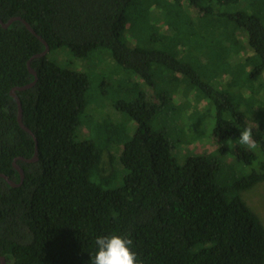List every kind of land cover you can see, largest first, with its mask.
Instances as JSON below:
<instances>
[{
  "label": "trees",
  "instance_id": "obj_1",
  "mask_svg": "<svg viewBox=\"0 0 264 264\" xmlns=\"http://www.w3.org/2000/svg\"><path fill=\"white\" fill-rule=\"evenodd\" d=\"M169 1L163 8L165 0H0L2 22L25 20L48 46L30 61L36 83L15 92L36 141L37 159L28 163L22 159L33 157L35 141L18 125L10 91L33 81L26 64L44 45L20 21L0 26V174L18 183L14 165L23 171L18 187L0 178L5 264H91L96 238L111 235L131 238L142 264H264V225L242 198L264 183V0ZM161 25L187 27L188 37L170 44ZM241 44L252 55L240 69L231 58ZM58 49L76 58L106 53L140 81L137 90L110 84L119 93L113 108L133 132L102 139L90 125L89 77L72 62L48 59ZM221 76L230 81L216 87ZM188 92L204 104L189 122L201 123L213 149L206 154L186 150L166 129L165 115L183 125L174 99ZM245 127L257 149L239 144ZM116 142L123 183L110 188L116 169L99 170Z\"/></svg>",
  "mask_w": 264,
  "mask_h": 264
},
{
  "label": "rangeland",
  "instance_id": "obj_2",
  "mask_svg": "<svg viewBox=\"0 0 264 264\" xmlns=\"http://www.w3.org/2000/svg\"><path fill=\"white\" fill-rule=\"evenodd\" d=\"M166 2L162 3V7H170L171 3L169 0H165ZM172 7V6H171ZM181 7H183L181 5ZM172 9V8H170ZM178 13L181 12L183 15L184 12L182 9L177 11ZM159 15V14H158ZM160 16V15H159ZM159 34L162 38L167 40L170 44L175 42H184L185 38L188 37V28L182 27L178 32L175 29H167L165 26L161 25L157 28ZM196 30V28H194ZM212 41V39L207 40V44ZM195 43V38H189V43ZM212 47H215V44H211ZM225 54V53H224ZM250 53L244 44H241V50L234 55V58H231L234 61V65L240 64V69L244 66L242 65L243 58L251 56ZM48 59L57 60V61H67L68 63L72 62V65L75 66V69L79 70L80 72L85 73L89 77L91 90H94V98L92 100L93 106L95 111L93 113V109L89 112V109L84 113L85 116L89 117L93 113L92 121L90 125L98 126L104 133L102 134V139L105 138L108 134L112 135V132L116 130H127L133 132L136 128L135 125H132L131 122L120 113L116 112L113 108V104L119 99V93L117 90H112L110 84L121 86V88H133L135 90L138 89V82L125 74L121 73L113 63L108 60L109 55L106 53H96L91 54L87 57L83 58H76L71 56L70 53L64 49H58L55 51H51L47 54ZM224 58V56H223ZM111 59V58H110ZM64 63V62H63ZM202 74L204 72H209L208 69L205 67H201L199 70ZM238 72V70H237ZM238 76V75H237ZM230 81L228 76H221L215 80V86L220 87L222 85L227 84ZM236 83V80H235ZM240 86V85H237ZM236 87V86H235ZM221 88V87H220ZM238 88V87H236ZM101 90H105V96H101ZM230 94L229 91L226 92ZM193 92H188L186 95L178 96L174 99V105L180 109L178 113V120L180 124L177 125L176 123L172 122L171 118H167L165 115V124L168 126L166 128L164 122L162 123V127H165L171 132V135L174 138L181 139L180 144L186 150L193 149L194 151L200 154H206L212 151V147L210 142L205 138L206 134L204 133V129L201 127V123L192 124L189 121L192 117L197 114L200 117V114L203 112L204 104L202 102H197L198 100H194ZM244 97H247V94H244ZM196 99V96H195ZM152 102H150L151 104ZM205 103V102H204ZM150 104L143 103L142 107L146 111H151ZM206 104V103H205ZM152 105V104H151ZM242 107V105H241ZM193 115L191 116V113ZM170 116V113H169ZM171 117V116H170ZM156 120H162L159 115ZM155 122V121H154ZM190 124V125H188ZM198 125V126H197ZM89 127V126H88ZM172 129V130H171ZM175 129V130H174ZM209 130V129H208ZM85 131V128H83ZM124 132V131H123ZM127 134V132H124ZM87 135L88 134H83ZM92 135V134H89ZM94 140V135L91 136ZM84 138V137H82ZM79 139V137H78ZM119 143L116 142L114 144L113 149L109 150V152L104 151L102 154V160L100 164V175L102 176H109L115 170V177L112 179V182L109 183L110 188H117L120 187L123 183V169L119 162V152L121 150V145H117ZM178 145L177 148H180L181 145ZM185 150V151H186ZM114 154V156H113ZM115 163V164H114ZM243 200L246 204L257 214L264 225V183L255 186L253 189L249 191H245L242 195Z\"/></svg>",
  "mask_w": 264,
  "mask_h": 264
},
{
  "label": "clouds",
  "instance_id": "obj_3",
  "mask_svg": "<svg viewBox=\"0 0 264 264\" xmlns=\"http://www.w3.org/2000/svg\"><path fill=\"white\" fill-rule=\"evenodd\" d=\"M239 144L246 146L249 151L258 148L251 127H245L239 133ZM95 244L97 251L91 257V264H142L138 262L137 254L131 250L133 244L131 238H122L118 235L98 236Z\"/></svg>",
  "mask_w": 264,
  "mask_h": 264
},
{
  "label": "water",
  "instance_id": "obj_4",
  "mask_svg": "<svg viewBox=\"0 0 264 264\" xmlns=\"http://www.w3.org/2000/svg\"><path fill=\"white\" fill-rule=\"evenodd\" d=\"M14 21H20V22H22L23 25L26 27V29H27L31 34H33L34 36H36V38H37L38 40H40V41L43 43V45H44V50H43L40 54H36V55L32 56V57L28 60V62H27V64H26L29 73L32 74V76H33V78H34L33 81L30 82V83H28V84H26V85H23V86L14 87V88L10 91V96L14 99V101L16 102V106H17V117H16L17 123H18V125H19L23 130H25L27 133H29V134L33 137V139H34V141H35V138H34V136L32 135V133L30 132V130H28V129L23 125V122H22V110H21V104H20V100H19V98L16 96L15 92H16V91H24V90H26V89H29V88H31V87L36 83V81H37V74H36V72H35L34 70H32V68L30 67V61H31L32 59H34V58L44 56V55L48 52V46H47V44L41 39L40 36L36 35V33H35L34 30L29 26V24H28L25 20H23V19H21V18H19V17H12V18H10L7 22H2V21L0 20V26H1L2 28L6 29V28H7L12 22H14ZM36 159H37V151H36V141H35V152H34L33 157H32L31 159H22V160H24L25 162L30 163V162H34V161H36ZM14 168L17 170V172H18V174H19V181H18V183H15L14 181L10 180L9 178H7V177H6L5 175H3V174H0V178H2L3 180H5V182H6L10 187H18V186H20V184H21L22 181H23V171H22V169H21L20 167H18L17 165H14ZM0 264H5V260H4V258H3L2 256H0Z\"/></svg>",
  "mask_w": 264,
  "mask_h": 264
}]
</instances>
